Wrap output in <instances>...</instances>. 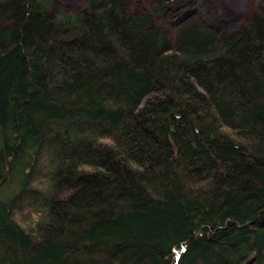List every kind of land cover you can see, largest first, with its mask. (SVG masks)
Segmentation results:
<instances>
[{"label": "trees", "instance_id": "obj_1", "mask_svg": "<svg viewBox=\"0 0 264 264\" xmlns=\"http://www.w3.org/2000/svg\"><path fill=\"white\" fill-rule=\"evenodd\" d=\"M77 1L0 0V264H264V9Z\"/></svg>", "mask_w": 264, "mask_h": 264}, {"label": "rangeland", "instance_id": "obj_2", "mask_svg": "<svg viewBox=\"0 0 264 264\" xmlns=\"http://www.w3.org/2000/svg\"><path fill=\"white\" fill-rule=\"evenodd\" d=\"M68 10L78 8L77 0H54ZM153 0H136L133 9L142 11ZM167 19H155L150 26L172 33L175 24L201 23L217 33H231L244 24L252 9H264V0H163ZM206 24V25H205Z\"/></svg>", "mask_w": 264, "mask_h": 264}]
</instances>
